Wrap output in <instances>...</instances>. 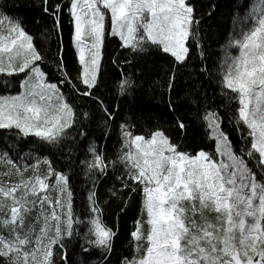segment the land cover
I'll return each instance as SVG.
<instances>
[{
	"label": "snow or ice",
	"instance_id": "6c2138e0",
	"mask_svg": "<svg viewBox=\"0 0 264 264\" xmlns=\"http://www.w3.org/2000/svg\"><path fill=\"white\" fill-rule=\"evenodd\" d=\"M59 11L57 6L53 13L57 28ZM69 14L83 96H91L97 85L106 34L133 51L155 46L177 63L188 59L190 39L198 43L194 26L199 20L186 0H71ZM249 21L247 30L228 40L217 73L222 95L236 104L232 121L244 148H233L215 109L202 117L209 139L215 141L214 154L201 150L192 155L179 151L161 131L146 140L122 126L116 162L141 186L148 225L144 231L137 222L131 233L143 255L127 264H264V0ZM85 34L91 40L88 59ZM232 48L238 49L237 55L230 54ZM43 61L21 22L0 13V74H25L19 94L0 96V130L59 146L70 137L77 117L58 85L48 81ZM72 87L79 92L75 84ZM126 87H132V81L122 80L121 88ZM88 152L91 159L81 163L89 172L106 173L104 155L93 146ZM0 160L9 167L0 175L19 177L15 183L0 181V212L5 216L0 223L8 229V236L0 235L3 264H56V254L67 264L65 242L79 235L81 225L86 228L85 252L111 250L115 232L104 224L94 192L88 195L87 218L81 219L73 209L68 173L56 171L45 157L31 165L33 175L25 179L27 166ZM40 164L47 166L44 175L38 172ZM33 212L38 229L25 224Z\"/></svg>",
	"mask_w": 264,
	"mask_h": 264
},
{
	"label": "trees",
	"instance_id": "16d2710c",
	"mask_svg": "<svg viewBox=\"0 0 264 264\" xmlns=\"http://www.w3.org/2000/svg\"><path fill=\"white\" fill-rule=\"evenodd\" d=\"M189 1L199 20L194 26L198 43L189 40V57L184 63H177L170 54L151 45L144 51H133L122 46L118 37L106 34L97 85L91 96H83L80 93L85 86L79 79L82 66L69 14L71 0H0V13L19 20L33 37V43L44 57L41 68L47 79L58 83L77 117V123L69 130L70 137L59 146L44 144L34 137L17 138L9 135L8 130H0V157L27 166L24 178L33 175L31 165L46 157L56 171L69 174L73 209L80 218H87L88 195L94 192L104 224L115 232L109 252L97 248L85 252L82 245L87 247L86 228L81 225L79 235L65 242L67 264H127L143 255V248L137 250L131 236L137 222L143 226L142 230L148 228L142 188L128 179L125 167L116 162L122 150V126L133 136L150 137L161 131L179 151L196 154L204 150L214 154L215 141L209 139L202 117L206 110L215 109L224 119L221 127L229 134L233 148L239 151L245 147L232 121L236 104L229 103L222 95L217 73L225 45L233 35L238 36L242 29L250 27L249 17L259 0ZM57 6L59 28L53 15ZM109 29L108 24L106 33ZM229 52L236 55L238 49L232 48ZM24 77V73L0 74V86L9 87L1 90L20 91ZM124 79L132 81V87L122 89ZM89 146L104 155L108 163L106 173L89 172L81 163L91 159ZM249 166L253 167L252 161ZM2 170L8 172L9 167L0 160V173ZM253 170L257 171L254 167ZM38 172L46 174L47 166L40 164ZM257 175L259 178V172ZM11 177L19 180L15 175ZM125 183L128 187H124ZM35 216L33 212L26 220L38 229ZM0 231L8 235L5 227L0 226ZM54 259L56 264H65L59 254Z\"/></svg>",
	"mask_w": 264,
	"mask_h": 264
},
{
	"label": "rangeland",
	"instance_id": "374dc122",
	"mask_svg": "<svg viewBox=\"0 0 264 264\" xmlns=\"http://www.w3.org/2000/svg\"><path fill=\"white\" fill-rule=\"evenodd\" d=\"M186 2L187 3H189V4H192V3H190V1L189 0H186ZM101 9H102V11H103V8H102V6H101ZM109 24V27H110V20L107 18V16H106V27H107V25ZM83 43H84V46H85V59H88V51H89V49H90V46H91V40H90V38L85 34V36L83 37ZM238 54V53H237ZM236 54V55H237ZM43 70V69H42ZM25 78V77H24ZM24 80V79H23ZM23 80H22V82H23ZM49 81V80H48ZM22 82H21V85H22ZM50 83H54V84H57L58 85V83H56V82H52V81H49ZM58 87L60 88V86L58 85ZM2 88H9V87H7V86H5V85H1L0 86V96H8V95H16V94H19L23 89H22V87H21V90L20 91H18V92H15V93H13V92H11V93H8V92H5V91H3V90H1ZM61 89V88H60ZM62 91V90H61ZM136 136V135H135ZM143 136V135H142ZM166 136V135H165ZM145 137V136H144ZM151 137V136H150ZM150 137H145V139L147 140V139H150ZM167 137V136H166ZM204 151V150H203ZM205 152H207V151H205ZM208 153V152H207ZM192 155H195V154H192ZM24 165L26 164V163H23ZM5 171L4 170H2V172L0 173V174H2V173H4ZM28 177H26L25 179H27ZM0 181H4V182H7V183H15V182H18V181H14V180H12V177H11V175H9V176H3V175H0ZM52 195L53 196H55L56 194L55 193H52ZM5 218V216H4V214L2 213V212H0V220H3ZM25 224H26V226H32V224H29V223H27V220L25 221ZM0 226H3V227H5L2 223H0ZM6 228V227H5ZM7 229V228H6ZM8 230V229H7ZM0 235H4V236H8V235H5V234H3L1 231H0Z\"/></svg>",
	"mask_w": 264,
	"mask_h": 264
}]
</instances>
